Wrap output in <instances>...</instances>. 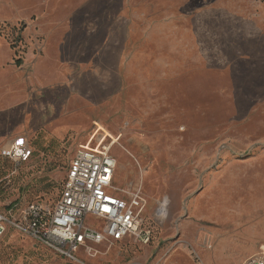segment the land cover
Returning <instances> with one entry per match:
<instances>
[{
  "label": "rangeland",
  "instance_id": "374dc122",
  "mask_svg": "<svg viewBox=\"0 0 264 264\" xmlns=\"http://www.w3.org/2000/svg\"><path fill=\"white\" fill-rule=\"evenodd\" d=\"M64 31L67 82L34 87L27 54ZM0 38L24 73L23 115H0V212L53 205L96 122L116 139L112 186L140 191L150 231L75 261L9 231L0 264H164L247 228L264 246V0H0Z\"/></svg>",
  "mask_w": 264,
  "mask_h": 264
},
{
  "label": "built area",
  "instance_id": "2783aa9c",
  "mask_svg": "<svg viewBox=\"0 0 264 264\" xmlns=\"http://www.w3.org/2000/svg\"><path fill=\"white\" fill-rule=\"evenodd\" d=\"M116 139L94 128L87 144L79 145L53 205L32 203L15 214V206L0 212V237L9 230L24 234L60 257L75 261L89 245L119 242L126 238L148 242L149 228L140 214L146 201L138 189L127 198L116 195L112 180L116 159L111 150ZM165 212L159 203L155 214ZM159 216V217H160ZM88 219L103 224L100 230ZM242 264H264V246Z\"/></svg>",
  "mask_w": 264,
  "mask_h": 264
},
{
  "label": "crops",
  "instance_id": "0c3cea01",
  "mask_svg": "<svg viewBox=\"0 0 264 264\" xmlns=\"http://www.w3.org/2000/svg\"><path fill=\"white\" fill-rule=\"evenodd\" d=\"M66 37L67 31H64L61 39H59L58 32H50L35 59H31L33 56L32 54H27V60H31L32 63L31 74L29 76L30 79L28 78L27 80H29L30 83L32 82L34 87L43 88L44 85L51 81L67 82V57L65 56L67 54L64 53L65 50L63 47L66 42ZM9 54L10 50L0 38V115L8 111L20 112V114L23 115L24 73H22V71L19 72L18 69H15L12 65L7 66ZM76 62L79 63V61ZM93 127L100 129L103 133L105 132V128L99 123L94 122ZM93 127L84 144H87L91 138ZM113 149L111 150L112 155ZM115 194L117 195V193ZM161 203H163L165 212L167 213L170 203L169 199L165 197ZM194 205L195 207L193 209L198 208L199 201L194 202ZM254 229L256 230V228ZM254 229L247 228L243 230L239 235L245 237L244 239H220L217 237L219 235H216V233L212 231V237H210L212 242L209 250L204 249L202 245L198 244L194 248L196 252L180 254L178 253L179 251H177L169 255L164 261V264H178L176 262H183L186 264H237L246 256L250 257L257 253L254 250L256 247L255 241L248 243L249 240L255 237L253 233V231H255ZM240 247L243 248L240 254L231 257L229 253L232 252L233 248L237 249Z\"/></svg>",
  "mask_w": 264,
  "mask_h": 264
}]
</instances>
